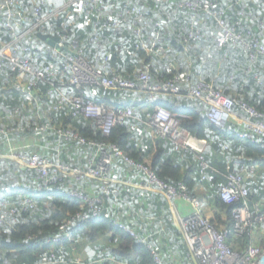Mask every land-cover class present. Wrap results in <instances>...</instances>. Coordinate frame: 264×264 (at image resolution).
Here are the masks:
<instances>
[{
    "label": "trees",
    "instance_id": "1",
    "mask_svg": "<svg viewBox=\"0 0 264 264\" xmlns=\"http://www.w3.org/2000/svg\"><path fill=\"white\" fill-rule=\"evenodd\" d=\"M38 1L40 0H20V6L29 9ZM45 1L44 10L49 13L60 9L59 7L64 6L69 0ZM1 2L3 1L0 0ZM204 2L212 4L214 10L222 7L225 10L224 20L235 26L236 31L241 32L246 39L251 40L247 33L251 31L253 37L257 35L264 40V23L261 28L259 27V22H264V0H201V5ZM182 3L183 0H104L101 16L76 8L74 12L72 9L74 7L68 5L67 8L64 6L65 9H61L58 18H55L54 27L43 33L56 35L62 30L61 22H65L67 39L63 51L69 53L70 44L76 41L83 48V55L92 66L100 68L104 62H108L121 78L135 79L139 73L148 72L155 83H161L181 73L188 75L189 79L186 84H181V94L175 100L160 96L156 101L174 112L187 113V117L181 120L184 132L207 140L202 153L208 165L205 180H200L198 174L200 154L194 151L177 152L172 149L170 139L166 142L152 139V144L149 145L148 139L140 138L137 126L147 125L144 117L146 113L142 109L144 104L135 107L132 118L115 125L111 134L104 135L94 119L82 114L71 117L69 109L58 108V98L46 95L50 87L47 82L39 81L33 98L21 94L15 88L16 74L11 73L9 62H4L0 67V123L23 125L25 130L13 132L10 136L0 134V140L7 143L10 137L13 139L40 137L44 143L50 145L46 155L33 151L31 146L28 148L29 151L55 160L60 157L63 163L85 168L89 160L95 156V150L91 146L80 144L76 140H66L58 147L59 139L55 130L40 135L33 132L34 127L45 121H50L56 129L61 124L69 123L70 129L80 136L118 145L127 156L149 165L160 178L181 180L193 193H196L194 189L197 186H203L207 201L204 199V203L213 216L211 222L219 229L223 226L231 228L234 224L232 211L235 204L229 205L220 197L221 187L228 182L229 166L236 164L235 162L256 166L255 177L247 179L244 185L251 191L249 197L251 207L257 201L264 203V150L259 143L235 138L228 132L216 128L207 116L208 107L203 102L187 96L188 85H194L199 78L212 81L215 87L226 95L236 100L245 99L264 111V85H258L254 78L255 74L264 70V62L252 64L247 51L240 44L228 43L225 46H218L215 36L221 31L219 27L221 16L208 15L205 9H199L194 20L195 29L200 31L199 38L195 41L189 40L187 43L185 35L193 20V12ZM119 14L125 19L113 26H104L108 17L116 18ZM3 15L0 12V25L5 21ZM139 15L140 21L136 20ZM236 22L239 25H236ZM94 24H97V27ZM22 30L21 26L17 28L19 33ZM95 32H99L100 35L91 43L90 37ZM155 36L160 38L158 44ZM12 39L13 36L8 31L0 28V44ZM46 43L37 33L19 41L21 45L26 44L35 48ZM154 43L156 46L153 47ZM148 46L154 48L152 52L145 50ZM158 46H162L161 51H157ZM43 61L51 63L57 72L61 70L62 59L47 60L37 57L38 64H42ZM169 62L175 64L173 70H169ZM55 83L57 85L65 83L70 94H78L70 84L69 74L66 72L57 78ZM90 91L98 102L109 105L122 94L117 92L102 97L101 90ZM16 109L19 112L14 114ZM153 141L156 143L154 149ZM223 143L228 145L227 149L220 146ZM143 144L149 149L142 147ZM68 148L76 151L75 154L81 158L78 164L68 158ZM180 155H184L187 160ZM2 162H6L5 168L2 167ZM116 165L114 171L117 170ZM20 181L29 182L35 185V188L39 184L32 170L22 169L14 160L0 158V190L6 183L14 185ZM198 182L200 184H197ZM94 183V180L79 182L66 180L57 183L48 192L21 188L17 190L16 196L5 197L2 200L4 203L0 202V264H119V262L155 264L149 249L109 221L108 217H115L131 226L128 220H123L120 216V211L128 207L123 198L122 204L106 200L102 206L105 214L103 219L85 222L76 232L78 234L83 229L79 238L75 234L74 238L59 243H41L46 237L57 234L61 225L68 220L80 222L78 214L87 215L90 212L87 206H82L78 201L67 197L65 189L70 186L81 187L88 194L96 195ZM146 195L153 196L150 193ZM28 198L33 202H28ZM136 206L138 207L137 202ZM138 231L142 234V231ZM152 238L153 236L150 239ZM252 240V236L248 234L237 237L230 235L227 243L233 249L242 252ZM79 250L84 251L86 256L83 257Z\"/></svg>",
    "mask_w": 264,
    "mask_h": 264
},
{
    "label": "built area",
    "instance_id": "2",
    "mask_svg": "<svg viewBox=\"0 0 264 264\" xmlns=\"http://www.w3.org/2000/svg\"><path fill=\"white\" fill-rule=\"evenodd\" d=\"M0 12L5 21L0 28L8 31L13 39L9 42L0 44V67L4 62H9L11 73L16 74L14 82L15 88L21 94L34 97V90L39 81L47 82L50 87L46 92L49 97H57V107L69 109V116L77 117L82 114L94 119L104 135L111 134L117 124H121L132 118L135 114V107L144 104L145 121L153 129L155 139L166 142L172 141V148L177 152L194 151L199 156L198 174L200 180L206 179L208 165L202 155L207 145V140L199 139L194 135L186 134L181 126V120L187 117L185 112H174L169 108L158 104L157 98L169 97L175 100L181 94V84H186L188 75L181 73L172 79L161 83H155L148 72H142L135 79L121 78L114 68L104 62L102 67L92 66L83 55V48L74 41L69 46V53L63 51L65 40L67 39V25L61 22L62 30L56 35L60 48L45 44L35 48L26 44H19V41L26 36L34 33L45 32L51 27L55 18L62 12L61 9L46 13L44 8L45 0L35 2L29 9L20 6V0H2ZM185 7L193 12V20L190 22L185 41L197 40L200 36L199 29H195L196 13L199 9H205L206 14L218 16L220 32L215 36L218 46H225L228 43L240 44L248 53L249 61L252 64L264 62V40L248 33V38L243 37L241 32L236 31L235 26L228 24L224 20L225 10L219 7L214 10V6L201 0H183ZM72 5L82 12H95L101 16V9L104 0H69L66 7ZM129 10L126 11L128 13ZM125 19L121 14L116 18L110 16L105 20L104 26H113L120 20ZM136 20H141L139 15ZM264 22H259V27ZM26 24V25H25ZM239 25L238 22L235 23ZM21 26L23 30L19 33L17 28ZM97 27V24H94ZM99 32H95L90 37L92 43L99 37ZM158 41L159 36H155ZM156 46L154 43L153 47ZM153 47H145L147 52H152ZM162 46H158L157 51H161ZM37 57L47 58V60H60L61 70L57 72L51 63H37ZM169 70L175 68L173 62H169ZM68 73L70 84L78 91V94H70L65 83L57 85L55 81L61 75ZM256 83L264 85V70L254 75ZM242 79H240L241 81ZM101 90L102 97H108L112 93H122L118 95L113 104L98 102L92 92L87 90ZM125 95V96H123ZM132 97V101L125 98ZM187 96L203 102L208 107L207 116L212 124L221 131L228 132L230 136L248 141L259 143L264 150V111L251 105L245 99L236 100L223 93L215 87L214 82L199 78L194 85H188ZM183 97V96H182ZM130 99V98H129ZM19 112L18 109L14 114ZM41 117V116H39ZM25 126L2 125L0 123V134L10 136L16 131H24ZM55 130L58 134V147L66 140H76L80 144L91 146L95 150V156L89 160L85 168L71 166L60 161L42 156L37 152L28 150L29 145H16L9 147L6 154H0V158L14 160L22 169L32 170L39 184L37 191L48 192L61 181H84L94 180L97 189L96 195H90L81 187H67L65 194L67 197L76 200L82 206H87L89 214H78L80 222L74 223L68 220L60 227V231L54 236H48L41 241L43 244L59 243L66 239L74 238L78 229L85 222L91 220H101L105 216L103 204L106 200H112L122 204L123 200L114 193L113 185L121 183L127 188L141 189L144 193H157L164 197L173 220L178 224L180 239H183L188 247L187 257L194 260L195 264H264V203L257 201L249 204L251 195L250 188L244 185L247 179H252L256 174V166L245 163L235 162L229 166L228 182L221 187L220 197L229 204H235L233 208V227L216 228L211 222V217L205 214L206 208L200 195L193 193L186 183L181 180H165L160 178L157 173L143 162H139L127 156L124 151L114 143L104 141L89 140L70 129L69 123L61 124L59 128H54L50 121H45L33 128L36 135L45 134ZM8 142L12 138L7 139ZM224 149L227 144H220ZM121 159L128 168L134 173L133 180L118 179L114 175V165ZM140 174V176H138ZM4 198H0V202ZM28 202H33L31 198ZM6 204V203H5ZM185 208V210L183 209ZM1 211V210H0ZM111 224L130 235L136 242L144 245L152 253L155 264H167L161 252L153 243L152 236L141 234L137 228L115 217H108ZM252 236L250 242L244 250L237 251L227 243V238ZM261 234L260 238H256ZM258 240V241H256ZM119 264H129L119 262ZM179 264V263H175Z\"/></svg>",
    "mask_w": 264,
    "mask_h": 264
},
{
    "label": "crops",
    "instance_id": "3",
    "mask_svg": "<svg viewBox=\"0 0 264 264\" xmlns=\"http://www.w3.org/2000/svg\"><path fill=\"white\" fill-rule=\"evenodd\" d=\"M64 6H66V4ZM64 6H61L59 8L64 10L65 9ZM72 9L74 12H76L75 8ZM88 92L91 91L89 90ZM125 99L127 101H132L133 98L129 96ZM112 101L114 103V99ZM113 103L111 102V104ZM8 124L9 123H7L6 125ZM137 127H138L137 130L140 131L141 126H137ZM139 131L138 133L140 134ZM150 137L151 139L156 140L153 129L150 132ZM24 144H28L29 146L32 147L33 151H37L43 155H46V152L48 150L47 148H50V145L44 143L40 137H16L14 139L12 138L11 142L7 141V143H5L4 140H0V154H6L9 151L8 146L13 147L16 145H24ZM152 146H154L152 147V149H154L156 146V143L154 141ZM139 147H141V145H139ZM75 153L77 152L71 148H68L67 150L68 158L73 163L78 164V162L81 161V158L78 157ZM180 157L185 158L184 155H180ZM177 160L181 162V160L179 159ZM1 164L3 168L6 167V162H2ZM116 164H117L116 168L118 171L115 169L114 175L118 179L124 178L127 180H133L134 174L131 173L132 171L130 170V168L127 167V165L123 160L118 159ZM138 176H140V174H138ZM197 184H200V182H198ZM114 185H115L114 191L117 197L123 198L124 202L125 201L127 202V203L125 202V204H127L128 206L120 211V216L123 217V220H128L131 226L142 231V234L153 236L152 241L163 255L165 262L167 264H175L179 262H180L179 264L182 263L195 264L193 259L187 257L188 247L185 241L183 239H180L179 226L173 220L168 205L166 204V200L164 199L165 202L163 200L164 198L163 196L157 193H150L153 194V196L147 197V195L141 189L127 188L121 183H116ZM21 188L22 189L24 188L26 190H31V189L36 190L35 185H32L31 183L25 181H20L19 184H14V185H10V183H6V185H4L0 190V198H5L10 195L16 196L18 194L17 190ZM194 190L196 194L200 195L202 201H204L205 199V202H207L205 197L206 191L204 190L203 186L201 185L197 186L196 189ZM136 202L138 207L136 206ZM205 208L207 212L210 211V209L207 206H205ZM183 209L185 210L184 207ZM82 233H83V229L80 230L78 234H76V237L78 236L77 238H79L82 235ZM79 252H81V255L83 257L86 256L84 251L79 250Z\"/></svg>",
    "mask_w": 264,
    "mask_h": 264
},
{
    "label": "rangeland",
    "instance_id": "4",
    "mask_svg": "<svg viewBox=\"0 0 264 264\" xmlns=\"http://www.w3.org/2000/svg\"><path fill=\"white\" fill-rule=\"evenodd\" d=\"M151 130H152V128L150 127V126H148V125H143V126H141V128H140V135H141V139H144V138H146V139H148L149 140V145H151L152 144V139H151V137H150V132H151ZM144 148H147V149H149V147L147 146V145H145V144H143L142 145ZM204 213L205 214H207V215H209V217H211V218H213V216H212V214L210 213V211L209 212H205L204 211ZM173 218V217H172ZM260 236H261V234H257L256 235V238L258 239V238H260ZM256 241H258V240H256Z\"/></svg>",
    "mask_w": 264,
    "mask_h": 264
},
{
    "label": "water",
    "instance_id": "5",
    "mask_svg": "<svg viewBox=\"0 0 264 264\" xmlns=\"http://www.w3.org/2000/svg\"><path fill=\"white\" fill-rule=\"evenodd\" d=\"M38 36H40L43 40H45L47 44H49L50 46L60 48V46L58 45V41H59L58 36H52L49 33H43V32L38 33Z\"/></svg>",
    "mask_w": 264,
    "mask_h": 264
}]
</instances>
